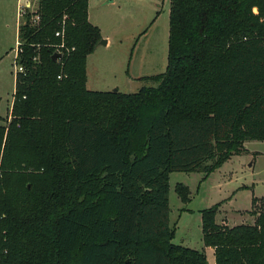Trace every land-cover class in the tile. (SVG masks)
Masks as SVG:
<instances>
[{"label": "trees", "instance_id": "trees-1", "mask_svg": "<svg viewBox=\"0 0 264 264\" xmlns=\"http://www.w3.org/2000/svg\"><path fill=\"white\" fill-rule=\"evenodd\" d=\"M169 26L166 70L142 77L156 86L97 91L89 0L25 12L0 124V264H209L173 242L170 174L207 177L264 140V0H170ZM217 206L202 211L215 264H264V199L253 224L217 223Z\"/></svg>", "mask_w": 264, "mask_h": 264}, {"label": "rangeland", "instance_id": "rangeland-1", "mask_svg": "<svg viewBox=\"0 0 264 264\" xmlns=\"http://www.w3.org/2000/svg\"><path fill=\"white\" fill-rule=\"evenodd\" d=\"M1 9L0 3V12ZM169 13L170 0H89V20L99 26L105 39L111 40L98 44L88 57L89 87L111 90L119 85V91L136 92L145 85L156 86L157 83L142 77L166 70ZM17 44L14 27L1 26L0 123L9 117L13 99ZM244 147L207 177L203 171L170 174L169 218L170 225L176 227L173 242L205 251L209 264H215V254L204 244L202 211L218 205L217 223L230 227L253 224L255 219L249 211L254 198L264 199V140L249 139ZM177 183L190 188L189 202L184 203L178 196Z\"/></svg>", "mask_w": 264, "mask_h": 264}, {"label": "crops", "instance_id": "crops-1", "mask_svg": "<svg viewBox=\"0 0 264 264\" xmlns=\"http://www.w3.org/2000/svg\"><path fill=\"white\" fill-rule=\"evenodd\" d=\"M1 5H2V9H1V12H0V27L3 26L4 28H7V29H12L14 27L15 29V34H16V39H17V42L19 40V28H20V25L23 23L24 21V12L22 13L21 12V9L27 5L28 3H31L32 4V7L27 9L26 11H34L35 8H36V5H37V0H3L2 2H0ZM6 4L5 8L4 9V5ZM15 4V6H14ZM9 5L12 6V8L9 10ZM15 8H14V7ZM19 9H20V13H19ZM4 10V11H3ZM103 35V34H102ZM105 36L103 35V38ZM111 40L109 38H107V44L110 42ZM94 53V52H93ZM92 53V54H93ZM91 54V55H92ZM90 56V55H89ZM88 66L89 64L87 63V69H88ZM140 77V76H139ZM134 79H139L138 77H133ZM89 74H88V79H87V86L90 90H97V91H111L113 90L111 88V90H99V88L95 89V88H90L89 87ZM91 83V82H90ZM96 83L93 82V85H95ZM15 85H16V76L14 77V93H15ZM116 85V84H115ZM116 89L119 88L121 89V86L119 85H116L115 86ZM122 92H125V91H122ZM14 93H13V99H14ZM13 99L11 101V106H10V109H9V112L7 114V116H10L11 114V108H12V103H13ZM6 116V117H7ZM6 119V118H4ZM4 123V122H3ZM1 124V123H0ZM213 250L214 248L211 247Z\"/></svg>", "mask_w": 264, "mask_h": 264}, {"label": "built area", "instance_id": "built-area-1", "mask_svg": "<svg viewBox=\"0 0 264 264\" xmlns=\"http://www.w3.org/2000/svg\"><path fill=\"white\" fill-rule=\"evenodd\" d=\"M32 7V4L31 3H28L27 5H25L22 9H21V12L25 13L27 9L31 8ZM39 17H37L34 21L38 20ZM58 34V33H57ZM18 44H19V40H18ZM18 44H17V47H16V55H15V62H16V59H17V55H18ZM16 65V71H24V67L20 64H15ZM16 73V72H15ZM61 77V76H59Z\"/></svg>", "mask_w": 264, "mask_h": 264}, {"label": "water", "instance_id": "water-1", "mask_svg": "<svg viewBox=\"0 0 264 264\" xmlns=\"http://www.w3.org/2000/svg\"><path fill=\"white\" fill-rule=\"evenodd\" d=\"M256 11H257V9H256ZM106 43H107V39H105V38H102V39L99 41V44H106ZM60 56H61V53H60V52H55V53H53L52 58H53L54 60H56V59L59 58ZM113 90L116 91L117 89L114 88ZM128 261H129V260H128Z\"/></svg>", "mask_w": 264, "mask_h": 264}]
</instances>
